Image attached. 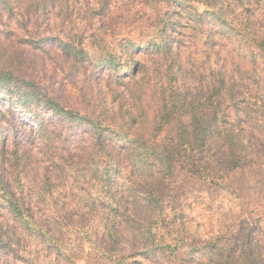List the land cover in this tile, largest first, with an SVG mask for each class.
<instances>
[{
	"label": "rangeland",
	"instance_id": "374dc122",
	"mask_svg": "<svg viewBox=\"0 0 264 264\" xmlns=\"http://www.w3.org/2000/svg\"><path fill=\"white\" fill-rule=\"evenodd\" d=\"M191 3L198 15L220 12V21L195 22ZM191 3L174 9L168 0H10L11 9L0 15V69L89 115L108 106L118 125H130L146 143L121 145L113 132L99 149L75 122L61 124L40 107L36 117L21 102L0 99V264H264L262 138L238 168L214 182L181 161L164 174L149 155L164 139L161 110L174 108L177 86L191 97L183 113L174 108V132L180 118L189 121L197 112L200 98L209 99L218 70L227 86L235 83L236 100L256 108L264 101L263 89L243 87L264 88L261 57H252L253 40L264 38V0ZM160 14L168 19L169 52L147 45L152 37L162 42ZM69 34L110 40L118 65L100 63L97 44L89 45L91 59L67 54L59 39ZM31 36L40 43L27 41ZM171 61L176 87L167 78ZM41 120L49 123L53 147L41 135ZM118 125L112 123L121 131ZM151 190L161 199L157 213L145 200ZM148 217L153 236L144 226ZM113 218L121 231L116 245L106 233Z\"/></svg>",
	"mask_w": 264,
	"mask_h": 264
},
{
	"label": "trees",
	"instance_id": "16d2710c",
	"mask_svg": "<svg viewBox=\"0 0 264 264\" xmlns=\"http://www.w3.org/2000/svg\"><path fill=\"white\" fill-rule=\"evenodd\" d=\"M196 1L201 2L202 0H183L181 3L179 0H168V4L176 9L178 5L184 7V5H189L186 3ZM193 5L194 4L189 6V13L192 18H195V22H200V20L203 19H206V21H220V12L207 10L198 15L197 8ZM9 9H11L10 0H0V15L3 14L5 10ZM205 14L208 16L205 17ZM25 15L26 17H29L30 11L25 12ZM158 17H161L160 20L164 22V26L158 29V25H155L152 29H158V31L163 34L162 37H160L162 42H158L157 37H152L147 45L148 48L157 51L165 50V52H169L171 51V47L168 40V19H166L165 14H160ZM221 25L225 24L221 23ZM45 39L50 41L54 40L53 37L50 38L49 36ZM27 41L32 44H39L41 39L31 36ZM126 41L129 46H135L134 39L130 38ZM253 41L256 45L255 49L253 48L252 50L257 52H254L252 57H261L264 70V38H255ZM109 43L112 42L105 38H86L78 34H69L59 39L60 47H62L67 54H72L81 60L83 58L87 59L88 57L91 59L89 45L91 44L92 46L97 44L99 52H104L101 54L100 63L105 66L108 65L110 67H115L118 65L117 57L111 52L112 47ZM173 64L177 65V62L171 61L168 63L167 78L172 82H176L174 83V86L176 87L178 77L176 75H170L171 73H174L172 70ZM178 68V74L180 75L183 67L179 64ZM217 74L218 77L214 80L215 82H211V84L207 86L209 99L200 98L199 102L194 107V110L196 109L197 112L191 116L189 121L180 118L176 132L172 131L171 128V125H173V115L176 111L174 108H177L178 111L183 113V110L185 109L184 106L189 102L191 97L189 90L184 89L183 92L177 86L172 93L175 98L174 103H176L172 104L174 105V108L165 104L161 110V114L163 115H160V117L162 116L163 119H167L165 120V125L167 124V127H165V125L162 126V129L166 131V134L164 135V139L159 138L155 141L156 145L151 146L149 155H153L157 162L160 163V166L166 171L164 174H168V172L173 173L175 163L181 161L192 164L195 173L214 182L216 177H223L227 172L238 168L241 165L242 160L246 159V157L252 153L251 148L255 146L256 140L262 138L264 141V101L259 108H256V103H251L242 99L236 100L234 98L233 90L236 88L235 83L229 85V87L227 86L225 78L221 75L220 70H218ZM252 85L257 91L260 89L264 90V88L259 87L257 82L246 84L243 87L246 91H252ZM0 99H10L11 102H21L23 108L35 113L36 117L38 115V108L40 107L61 124L66 123L71 126L70 123L75 122L78 126L84 129L82 131L83 133L88 132L91 134L93 145L99 149L105 146L107 142V139L105 138L113 132L116 133V136L119 138L118 143L121 145L131 143L133 146H136V144L138 145L140 142H145L142 138L144 134L138 131H132L130 125H127L126 123L118 125L116 117H114L115 113H111L108 106L103 104L98 108L97 113L89 115L87 112H83L80 109L64 105L53 98L50 94L44 92L35 81L26 80L10 69H0ZM105 120H110L111 122L105 123ZM39 123L44 141L48 146L53 147L54 142L48 130L49 123L45 122V120H41ZM112 123H116L121 131L114 130ZM126 125L128 127H126ZM151 136L153 135H148V137ZM242 137L247 139V146L243 143ZM119 154V150H113L112 156H114L115 162L117 159L119 161ZM115 165L116 167L119 166L118 163ZM2 182L4 186H8V183L4 181ZM159 184L160 182L157 183L156 187H158ZM155 190H151V192L147 191L145 194V200L154 207L153 209H155V212L157 213V210H159L157 206L161 199L160 197L155 196ZM13 208L21 216H28V214L26 216L24 211L19 209L16 205H14ZM158 213V215L162 217V212ZM145 220L147 223H145L144 226L147 229V232L153 236L154 234L151 232V227H149L153 222H151L150 217ZM27 223L30 224V220H28ZM112 223L113 224L109 227L106 233L109 242L112 245H116L119 241L121 231L118 229L116 218H113ZM41 232H44V234L47 233L43 227H41ZM50 237L49 239H51ZM53 238L56 240L55 237Z\"/></svg>",
	"mask_w": 264,
	"mask_h": 264
}]
</instances>
